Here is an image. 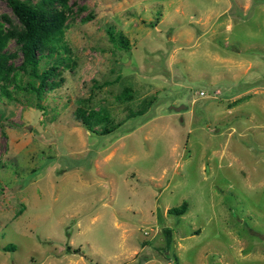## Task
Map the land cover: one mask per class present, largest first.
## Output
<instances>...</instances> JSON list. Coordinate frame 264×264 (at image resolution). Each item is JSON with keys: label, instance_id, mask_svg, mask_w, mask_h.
I'll use <instances>...</instances> for the list:
<instances>
[{"label": "rangeland", "instance_id": "374dc122", "mask_svg": "<svg viewBox=\"0 0 264 264\" xmlns=\"http://www.w3.org/2000/svg\"><path fill=\"white\" fill-rule=\"evenodd\" d=\"M64 14L58 86L0 95V264H264V0Z\"/></svg>", "mask_w": 264, "mask_h": 264}, {"label": "trees", "instance_id": "16d2710c", "mask_svg": "<svg viewBox=\"0 0 264 264\" xmlns=\"http://www.w3.org/2000/svg\"><path fill=\"white\" fill-rule=\"evenodd\" d=\"M10 10V17L0 15V95L9 96L8 84L17 85L18 76L24 73L30 81L28 89L35 95L36 100L44 91L58 86L59 81L52 79L58 66L68 62V48L64 42L65 30V1L66 0H3ZM108 38L113 45L121 48L127 46V39L120 33L113 34L108 29ZM12 42V48L8 44ZM20 55L17 65H14L16 55ZM44 61L46 66L39 69V63ZM81 121L90 127L91 122L103 118L99 113L81 111ZM93 119V120H92ZM186 210L185 202L177 207L169 208L168 213L181 215ZM166 244L169 234L166 232ZM6 247H4V250ZM67 253L76 252L66 246Z\"/></svg>", "mask_w": 264, "mask_h": 264}, {"label": "water", "instance_id": "95a60500", "mask_svg": "<svg viewBox=\"0 0 264 264\" xmlns=\"http://www.w3.org/2000/svg\"><path fill=\"white\" fill-rule=\"evenodd\" d=\"M184 105H178V106H170V108H172L174 111H180L181 109H183Z\"/></svg>", "mask_w": 264, "mask_h": 264}, {"label": "built area", "instance_id": "2783aa9c", "mask_svg": "<svg viewBox=\"0 0 264 264\" xmlns=\"http://www.w3.org/2000/svg\"><path fill=\"white\" fill-rule=\"evenodd\" d=\"M200 95H202V92H200Z\"/></svg>", "mask_w": 264, "mask_h": 264}]
</instances>
